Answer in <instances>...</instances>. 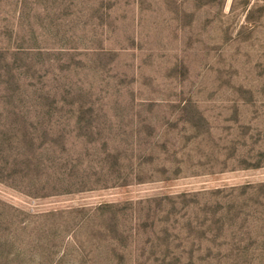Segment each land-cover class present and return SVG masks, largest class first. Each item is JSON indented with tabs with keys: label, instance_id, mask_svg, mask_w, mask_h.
I'll return each mask as SVG.
<instances>
[{
	"label": "rangeland",
	"instance_id": "374dc122",
	"mask_svg": "<svg viewBox=\"0 0 264 264\" xmlns=\"http://www.w3.org/2000/svg\"><path fill=\"white\" fill-rule=\"evenodd\" d=\"M0 264H264V0H0Z\"/></svg>",
	"mask_w": 264,
	"mask_h": 264
}]
</instances>
